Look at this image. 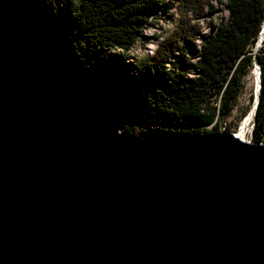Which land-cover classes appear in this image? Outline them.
<instances>
[{
    "label": "water",
    "instance_id": "obj_1",
    "mask_svg": "<svg viewBox=\"0 0 264 264\" xmlns=\"http://www.w3.org/2000/svg\"><path fill=\"white\" fill-rule=\"evenodd\" d=\"M104 97L52 6L0 0V264H264V143L133 136Z\"/></svg>",
    "mask_w": 264,
    "mask_h": 264
},
{
    "label": "trees",
    "instance_id": "obj_2",
    "mask_svg": "<svg viewBox=\"0 0 264 264\" xmlns=\"http://www.w3.org/2000/svg\"><path fill=\"white\" fill-rule=\"evenodd\" d=\"M45 1L73 38L94 87L105 96L107 86H115L110 92L117 107L111 112L123 132L216 134L204 129L232 112L244 78L256 64L260 89L251 142L264 143V34L255 49L264 0H224L227 20L208 26V34L198 26L214 11L208 0ZM175 4L180 11L175 29L152 56L137 63L131 77L125 73L132 65L121 64L118 73V50L129 52L149 18ZM198 39L202 43L197 48Z\"/></svg>",
    "mask_w": 264,
    "mask_h": 264
},
{
    "label": "rangeland",
    "instance_id": "obj_3",
    "mask_svg": "<svg viewBox=\"0 0 264 264\" xmlns=\"http://www.w3.org/2000/svg\"><path fill=\"white\" fill-rule=\"evenodd\" d=\"M221 1H222V4H218L215 0H208V2L211 5H213L214 11L207 17V19H201L199 21V24L196 23V24H198L199 27H201V30L208 28V26H210V25L217 24L220 21L227 20L228 14H227V11L225 9V1L224 0H221ZM169 10H171L172 12L169 14L166 13V11L168 12ZM167 15H169V16H167ZM179 17H180V11H179L178 7L176 8V4H175V6L171 7L168 10H165L164 20H163V22L160 23V25L157 26V28H158L157 30H156V28H152L153 30L150 29V30L145 31V34L149 37L152 36L153 34L155 35L154 36L155 38L152 37L153 41H151V43L153 44V47L155 46L153 51H152L153 53H150L151 55L144 51V49H146V51L148 50L147 52H149V49L146 48L148 44L145 47L141 48V46H142V44H140L141 40L138 41L134 46V49L136 50V53L134 54V56H132L130 52H126V51L117 52L116 54L118 55L119 60L121 61V59H122V62H119L120 65L118 66V73L120 70H122L121 63H124L126 65H132L133 69L128 71L127 73H125L126 75H129L131 77V75H133V72L135 73L134 68L137 65V63H139V61H141L142 59L147 58L148 56H152L155 53V50L157 49L159 43L162 42L164 40V38L167 35H169L175 29V27L178 23ZM204 31H206V30H204ZM149 32H150V34H149ZM163 33H164V35H163ZM160 38H161V41H159ZM154 39H157L158 41L154 40ZM196 44L198 45L199 43L197 42ZM259 47H260V45L255 47V49L257 50ZM253 72H254V68L244 78V88H243L241 94L239 95V97L237 99V104L234 107V109L232 110V112L229 115H225V116L221 117V120H219L217 123H214L213 125H211L209 127H206L204 129L205 131L209 130L211 133L212 132L219 133L223 129L226 131L232 132V133L236 131L237 125L239 124V122L243 118V116L245 115L246 111L249 109L250 103L252 102V99H253L251 96V93H252L251 89L253 87L252 86ZM114 87H115L114 85L107 86V88H109L108 89L109 91L107 89H105V91H106L105 94L107 96H110V95L112 96V97H110L112 100H110V98L107 97L109 100L108 103L111 105V108L113 107L116 109V107H117L116 102L113 98L112 92H110L114 89ZM106 95H105V97H106ZM253 123H254V120L251 123L249 130H248L249 132H248V136H247V141H249V142H251Z\"/></svg>",
    "mask_w": 264,
    "mask_h": 264
},
{
    "label": "bare ground",
    "instance_id": "obj_4",
    "mask_svg": "<svg viewBox=\"0 0 264 264\" xmlns=\"http://www.w3.org/2000/svg\"><path fill=\"white\" fill-rule=\"evenodd\" d=\"M170 1V0H169ZM165 8V7H164ZM165 10L166 9H163L162 11H160V12H156V13H154L150 18H149V22L144 26V28L142 29V34H141V38H140V40H141V42H140V44H142V46H141V48H143V47H145L147 44V47L146 48H148L149 49V52H147L146 51V49H144V51L146 52V53H148V54H150V53H153L152 51H153V49H154V47H153V44L151 43V41H153V38L152 37H154L155 35L153 34L152 36H147L146 34H145V31H147V30H150V29H152V28H156V30L158 29L157 28V26L158 25H160V23L161 22H163V20H164V17H165ZM172 11L171 10H169L168 12L166 11V13H171ZM167 16H169V15H167ZM176 18V17H175ZM170 23V22H169ZM148 27V28H147ZM151 27V28H150ZM173 27V26H172ZM153 30V29H152ZM204 30H206V31H204ZM204 30H202V33L203 34H208V32H209V30H208V28H206V29H204ZM262 30H264V23H263V26H262ZM166 31V30H165ZM144 34V35H143ZM149 34H150V32H149ZM167 34V33H166ZM165 34V35H166ZM159 35V34H158ZM163 35H164V33H163ZM162 35V36H163ZM263 35V33H261L260 35H259V37H261ZM152 38V39H151ZM155 38V37H154ZM159 39V38H158ZM139 40V41H140ZM150 42H149V41ZM154 40H157V39H154ZM158 41V40H157ZM159 41H161V38H160V40ZM195 41V40H194ZM199 43L198 45H197V48L198 47H200V45H201V40H196V43ZM156 44V43H155ZM121 50H118V52H120ZM143 51V52H144ZM122 52V51H121ZM130 53H131V55L132 56H134V54L136 53V50L134 49V47L129 51ZM120 54V53H119ZM123 54V53H122ZM146 55V54H145ZM151 55V54H150ZM193 55H191L190 57H192ZM136 59V58H135ZM119 61V60H118ZM120 62H122V59H121V61ZM121 64H123V65H126V64H124V63H121ZM258 76H257V71L255 70V72H253V82H252V93H251V96H252V102L250 103V107H249V109L246 111V113H245V115L243 116V118L240 120V122H239V124L237 125V129H236V131L235 132H233V134H234V136L235 137H237L238 139H240V140H243V141H247V136H248V130H249V127H250V125H251V123L253 122V120H254V117H255V108H254V106H255V97L257 96V94H258ZM101 89L103 90V87H101ZM105 91V90H104ZM248 91V90H247ZM107 97H112L111 95L110 96H107L106 95V97H104L103 99H104V101H105V104H106V106L108 105L109 107H110V109H111V105L108 103L109 102V100H108V98ZM110 100H112L111 98H110Z\"/></svg>",
    "mask_w": 264,
    "mask_h": 264
},
{
    "label": "built area",
    "instance_id": "obj_5",
    "mask_svg": "<svg viewBox=\"0 0 264 264\" xmlns=\"http://www.w3.org/2000/svg\"><path fill=\"white\" fill-rule=\"evenodd\" d=\"M254 67H255V65H254Z\"/></svg>",
    "mask_w": 264,
    "mask_h": 264
}]
</instances>
